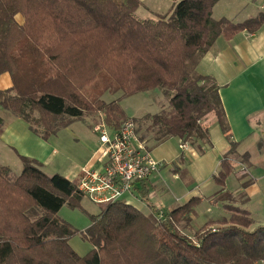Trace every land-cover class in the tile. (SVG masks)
I'll return each instance as SVG.
<instances>
[{
	"label": "trees",
	"instance_id": "1",
	"mask_svg": "<svg viewBox=\"0 0 264 264\" xmlns=\"http://www.w3.org/2000/svg\"><path fill=\"white\" fill-rule=\"evenodd\" d=\"M218 1L179 0L156 20H142L136 15L142 0H0V73L9 72L13 81L0 91V107L45 138L97 114L111 131L133 119L141 140L153 133L155 144L178 137L202 149L210 145L204 124L209 115L215 114L225 134L230 127L219 85L197 71L199 61L220 36L232 38L262 23L261 18L215 19ZM156 89L170 97L168 106L155 114L132 118L120 104L121 98ZM119 90L118 99L102 98L106 91ZM3 124L0 117V129ZM231 144L214 176L221 186L233 172L228 155L236 145ZM21 158L23 169L16 178L0 165V264L264 261V225L252 227L246 209L226 204L233 212L229 219H211L187 233L200 197L164 209L161 218L158 211L145 214L124 198L104 203L82 232L93 248L81 256L70 245L79 230L59 216L65 204L81 205L79 179L48 175L35 159ZM183 222L187 225L181 228Z\"/></svg>",
	"mask_w": 264,
	"mask_h": 264
},
{
	"label": "crops",
	"instance_id": "2",
	"mask_svg": "<svg viewBox=\"0 0 264 264\" xmlns=\"http://www.w3.org/2000/svg\"><path fill=\"white\" fill-rule=\"evenodd\" d=\"M146 1L142 0L141 6L145 4L147 11L152 10ZM174 3L164 11L167 12ZM153 9L158 14L165 13L161 8ZM212 14L215 19L232 22L254 18L262 20L256 29H244L232 38L220 36L197 66L198 72L211 75L219 85L229 133L223 132L215 114L209 115L210 145L205 144L200 149L191 144L184 158L181 157L182 140L178 137H171L159 144H155L153 133L140 139L156 160L166 164L149 179L136 182L132 192L124 199L145 214H152L160 207L170 211L193 197H200L201 202L187 226L190 230L194 228V221H201L202 226L211 219L230 218L232 212L228 213L225 208L230 200L220 199L223 192L228 191L235 197L231 199L235 206L249 211L254 220L253 226L264 225V218L258 211L259 208L264 209V167L255 165L253 156L261 154L264 157V142L261 144L264 141V0H219ZM12 85L10 73H0V91ZM0 117L4 120L0 129V165L9 167L14 178L22 172L21 157H28L38 161L48 175L51 174L47 169L55 171L56 167H63L62 174L75 181L79 179L84 164L91 161L90 155L95 154L101 144L97 137L92 139L93 133L84 131V135L92 139V150L82 160L77 158V151L73 159L72 153L60 146L59 134L76 124L77 120L45 138L33 131L26 120L2 107ZM90 122L93 132L94 124ZM231 142L236 145L237 158H232L234 170L227 178L226 185L221 186L214 176L218 175L222 160L231 150ZM246 153L250 156L248 159ZM78 154H81L80 151ZM66 157L68 162H65ZM215 207L222 210L217 216L212 214Z\"/></svg>",
	"mask_w": 264,
	"mask_h": 264
},
{
	"label": "rangeland",
	"instance_id": "3",
	"mask_svg": "<svg viewBox=\"0 0 264 264\" xmlns=\"http://www.w3.org/2000/svg\"><path fill=\"white\" fill-rule=\"evenodd\" d=\"M145 1V0H144ZM179 0H147L146 4L148 7H152V10H148L144 4V6H141L137 11L136 15L138 18L144 20H156L158 18V13H156V10L153 8H161L163 12L164 9L168 8L173 2H177ZM17 19L22 22L23 17L22 15H18ZM122 94V91H106L102 98L105 101H112L114 99L120 98ZM169 95H167L163 89H156L154 91L150 92H140L137 94H133L131 96H127L120 99V104L123 107V109L126 111L127 115L129 117L136 116L135 118L141 119L146 114L152 115L157 112H159L163 107H167L169 104ZM85 118V119H84ZM84 120H77L76 124H74L72 127L62 130V132L59 134V142L60 146H63L66 150L72 153V158L74 159L76 157V152L80 151L81 154H78L77 152V158L79 160H82L84 157L88 155V153L92 150L91 143L92 139H96V137L99 139V135L95 133L94 131L91 132L90 130V120L93 121L92 124L96 125L102 122L103 118L100 115L93 114L85 116ZM90 119V120H88ZM143 119V118H142ZM209 117L204 122V124L208 125ZM84 129V130H83ZM84 131H87L90 134H94L93 138L90 140L88 137L84 135ZM191 145V143H190ZM101 146V144H100ZM99 146V147H100ZM196 146V145H193ZM80 148V149H79ZM250 149V148H249ZM252 152V151H250ZM254 152V151H253ZM229 162L232 164L233 170H234V162L233 159L237 158L235 153L228 155ZM255 158V165H259L261 168L264 167V157L261 156V154L258 156V154L253 155ZM64 158V157H63ZM94 159V154L92 156L90 155L89 159ZM233 158V159H232ZM65 162H68V158L66 157ZM71 161H69L70 163ZM91 162V161H89ZM86 162L85 164L89 163ZM84 164V165H85ZM189 164V163H186ZM55 171L53 169L49 168L47 169L48 173L53 175L54 172H59V174H62L64 172L63 167H56ZM252 170V168H251ZM63 175V174H62ZM14 173L12 172L10 174L11 178H14ZM78 180V179H77ZM233 180V179H232ZM231 180V181H232ZM224 195H228L231 198H233V194L230 192H223ZM223 196V195H222ZM235 198V197H234ZM232 201V200H231ZM230 202V205L235 206V203ZM238 204V203H236ZM197 207V206H196ZM220 207L223 209V205L220 203ZM238 207V206H236ZM203 208V207H202ZM226 208V207H225ZM103 209V204L95 203L90 198L84 196V198L81 201V205L77 207H72L69 204H65L60 212L59 215L61 218L69 222L73 228L76 230H79V233L72 236L70 239V245L72 248L79 253L81 256L86 255L88 252H90L93 248L92 244L83 238L82 232L85 231L90 225L92 221L93 215H98ZM227 209V208H226ZM242 209V208H241ZM222 210L219 209V207H215L213 210V215L217 216V214L221 213ZM234 211V210H233ZM261 216L264 218V209H258ZM206 212V208L205 211ZM227 212H232L231 210L227 209ZM233 213V212H232ZM231 213V214H232ZM62 215V216H61ZM201 221H194V228L192 229H185L187 233L192 234L196 229L200 228ZM262 224H264V220H262ZM187 225L186 222L182 223L181 228H184ZM221 225L213 224V227H218ZM254 227V226H252Z\"/></svg>",
	"mask_w": 264,
	"mask_h": 264
},
{
	"label": "built area",
	"instance_id": "4",
	"mask_svg": "<svg viewBox=\"0 0 264 264\" xmlns=\"http://www.w3.org/2000/svg\"><path fill=\"white\" fill-rule=\"evenodd\" d=\"M93 131L99 135L101 146L94 159L81 168L78 189L95 203L124 198L132 192L136 182L149 179L166 164L156 160L147 145L140 141L133 119L125 120L118 130L111 131L103 118L94 125ZM180 147L184 158L190 142L181 141ZM163 214L164 207H160L156 215L161 218Z\"/></svg>",
	"mask_w": 264,
	"mask_h": 264
}]
</instances>
